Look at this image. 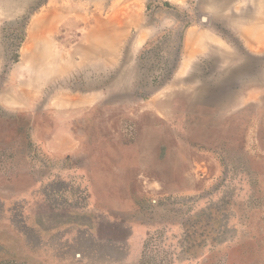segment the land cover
Here are the masks:
<instances>
[{
    "label": "rangeland",
    "instance_id": "obj_1",
    "mask_svg": "<svg viewBox=\"0 0 264 264\" xmlns=\"http://www.w3.org/2000/svg\"><path fill=\"white\" fill-rule=\"evenodd\" d=\"M0 264H264V0H0Z\"/></svg>",
    "mask_w": 264,
    "mask_h": 264
}]
</instances>
